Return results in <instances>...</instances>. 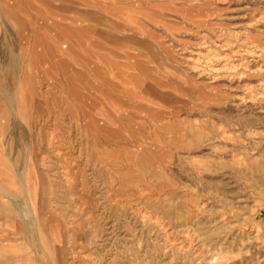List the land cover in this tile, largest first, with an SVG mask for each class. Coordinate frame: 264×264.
<instances>
[{"label":"rangeland","instance_id":"obj_1","mask_svg":"<svg viewBox=\"0 0 264 264\" xmlns=\"http://www.w3.org/2000/svg\"><path fill=\"white\" fill-rule=\"evenodd\" d=\"M0 264H264V0H0Z\"/></svg>","mask_w":264,"mask_h":264},{"label":"bare ground","instance_id":"obj_2","mask_svg":"<svg viewBox=\"0 0 264 264\" xmlns=\"http://www.w3.org/2000/svg\"><path fill=\"white\" fill-rule=\"evenodd\" d=\"M16 176H19V175H16ZM27 210L29 211V208H25V211L27 212ZM34 223V222H33ZM35 226V225H34ZM37 235V234H36Z\"/></svg>","mask_w":264,"mask_h":264}]
</instances>
